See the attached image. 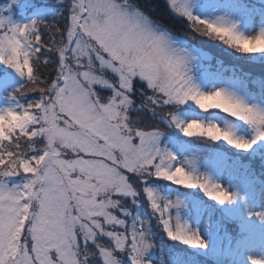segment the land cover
Returning a JSON list of instances; mask_svg holds the SVG:
<instances>
[{
  "label": "snow or ice",
  "instance_id": "snow-or-ice-1",
  "mask_svg": "<svg viewBox=\"0 0 264 264\" xmlns=\"http://www.w3.org/2000/svg\"><path fill=\"white\" fill-rule=\"evenodd\" d=\"M160 7L0 0V264H264V0Z\"/></svg>",
  "mask_w": 264,
  "mask_h": 264
},
{
  "label": "trees",
  "instance_id": "trees-1",
  "mask_svg": "<svg viewBox=\"0 0 264 264\" xmlns=\"http://www.w3.org/2000/svg\"><path fill=\"white\" fill-rule=\"evenodd\" d=\"M157 2L161 5L160 10H159L160 15H161V16H164L163 0H157ZM164 18L167 19L166 16H164ZM177 27H179V24H178V23H177Z\"/></svg>",
  "mask_w": 264,
  "mask_h": 264
}]
</instances>
